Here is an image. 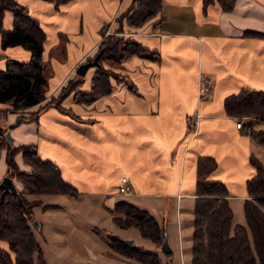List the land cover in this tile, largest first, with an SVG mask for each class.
Masks as SVG:
<instances>
[{
    "label": "crops",
    "instance_id": "0c3cea01",
    "mask_svg": "<svg viewBox=\"0 0 264 264\" xmlns=\"http://www.w3.org/2000/svg\"><path fill=\"white\" fill-rule=\"evenodd\" d=\"M16 1L44 32L45 98L21 112H36L35 119L11 128L19 113L0 101L5 112L0 181L9 175L8 132L11 145L35 144L40 158L53 162L78 191L24 193L36 201L32 212L38 227L32 232L43 264H140L112 249L95 228L157 252L160 264H191L197 159L203 155L216 161L208 178L225 185L232 226L246 225V180L255 174L250 156L264 166V144L253 131H264V119L244 115L250 129L237 128L239 115L226 112L224 99L242 89L264 91V0H234L229 9L217 0L205 6L203 0H160L159 10L140 25L123 19V34L157 57L130 54L113 67L133 89L112 79L111 90L91 102L68 94L61 106L79 119L45 103L94 56L103 33L119 27L117 18L132 0ZM12 26L13 12L6 10L2 27ZM30 54L21 44L2 48L0 37V71L7 58L27 62ZM202 78L208 90L199 97ZM84 79L78 89L88 91L90 70ZM14 160L17 172L31 171L20 151ZM122 176L128 178L129 193L118 191ZM10 177L24 190L15 175ZM118 201L152 215L164 231L161 242L143 236L137 226L117 224L111 210ZM0 244L7 247L6 241Z\"/></svg>",
    "mask_w": 264,
    "mask_h": 264
},
{
    "label": "trees",
    "instance_id": "16d2710c",
    "mask_svg": "<svg viewBox=\"0 0 264 264\" xmlns=\"http://www.w3.org/2000/svg\"><path fill=\"white\" fill-rule=\"evenodd\" d=\"M56 4L63 0H54ZM214 0H203L204 6ZM224 9H229L234 0H217ZM160 8V0H132L128 9L117 19L119 27L113 46L123 40L124 45L116 56L120 61L130 54L142 57L156 58V53L145 48L131 36L124 37L121 21L126 20L131 26H138L152 17ZM6 10L13 12V26L3 29L2 19ZM122 33L123 35H121ZM0 37L1 47L21 44L27 47L31 54L27 62L7 58L5 68L0 71V101L11 104L14 111H21L35 105L45 98L46 75L42 65V43L44 32L38 21L28 14L25 6L16 0H0ZM108 37V36H107ZM112 38L111 34L109 35ZM104 39L96 51H104ZM109 48V47H108ZM95 53V54H96ZM94 54V55H95ZM100 55V57H101ZM92 58V57H89ZM102 65L97 67L88 91L78 88L84 83L83 76L69 78L55 96L47 100L45 105H53L60 112L75 119L77 115L61 106L62 100L70 93L77 102H91L98 95L111 90V80L124 82L133 89L126 75L113 72L106 75ZM106 76L104 79L98 77ZM104 80V81H103ZM76 88V89H75ZM224 107L228 114L249 115L264 119V91L242 89L230 94L224 99ZM18 114L17 119H35L36 112L28 116ZM5 112H0V120ZM250 127V122L246 123ZM258 140L264 144V131H253ZM2 125L0 123V146ZM21 152L23 160L31 166L29 173L17 172L14 155ZM6 160L11 176L22 183L24 190L16 188L17 193L7 191L0 198V241H6L7 247L0 244V264H43L39 243L35 239L31 224L36 221L32 207L36 201H28L24 193H68L77 194V190L60 175L58 167L51 161L38 155L35 144L7 146ZM250 163L255 168V174L246 180L249 198L244 200V215L246 225L232 226V210L228 205L227 189L219 179L208 178L216 167V161L210 156H199L196 171V201L194 205V228L192 232V263L191 264H264V166L254 156ZM2 189H0L1 195ZM123 210L124 218L114 215L113 220L119 225L137 226L143 236L153 241H159L163 236L162 227L146 210L125 201L114 205L115 211ZM37 222V221H36ZM38 227V222L36 224ZM96 231L99 229L95 228ZM109 246L119 253L134 258L143 264H159L158 254L145 250L133 244H126L116 235L107 232Z\"/></svg>",
    "mask_w": 264,
    "mask_h": 264
},
{
    "label": "rangeland",
    "instance_id": "374dc122",
    "mask_svg": "<svg viewBox=\"0 0 264 264\" xmlns=\"http://www.w3.org/2000/svg\"><path fill=\"white\" fill-rule=\"evenodd\" d=\"M111 34V36H112V38H110L109 37V35ZM121 35H123L122 33H120ZM108 36V37H107ZM126 35H124V37H125ZM115 37H116V34L114 33V32H112V33H103V37H102V39H104V44H105V47H104V51L102 52V55H101V51H99L100 52V55H101V57L99 56V58H98V62L100 63V65H102V68L105 70V72H106V75H111L113 72H116L115 71V69L113 68V67H115V66H117L119 63H120V61H118V60H116V56H117V54L120 52V49L122 48V46L124 45V43H123V40H121V41H118L116 44H113V46L111 47V46H108L109 45V43H114V40H115ZM101 39V40H102ZM108 44V45H107ZM109 47V48H108ZM99 52H97V53H99ZM96 53V54H97ZM95 54V55H96ZM94 56H92V58H93ZM92 58H90V59H92ZM97 67L98 66H91V67H89L88 68V70H90L91 71V79H90V84H92V78H93V76L94 75H96L95 74V71L97 70ZM102 69V70H103ZM77 74V76H83L84 77V75H79L78 73H76ZM98 77H100V79H104V78H106V76H101V75H99ZM205 80H206V83H205V85H207V79L206 78H204ZM83 80H85V79H83ZM89 79H87V81H88ZM104 81V80H103ZM76 89V88H75ZM207 92V91H206ZM206 92H205V94H206ZM199 97H203V96H199ZM16 112H18V113H20L19 111H16ZM247 116H249V115H247ZM240 117H244L245 118V116L243 115H239L238 116V118H240ZM2 119V118H1ZM243 120V119H242ZM246 120V119H245ZM244 124H245V126H247V124H246V122H244ZM241 129V128H240ZM32 169V168H31ZM10 174V173H9ZM15 175V172L14 173H12L11 174V176H14ZM120 181V180H119ZM114 208V207H113ZM112 208V214H113V216L114 215H119V216H121L122 218H124V213H123V210L125 209V207H121V210L120 211H115L114 209ZM121 226H125V225H121ZM31 227L32 228H36L37 229V227H36V225H34V223H32L31 224ZM127 227V226H126ZM97 229H99V231H96V232H99L102 236H103V238L108 242V240H107V237H106V235H107V230L106 229H102V228H97ZM163 237V236H162ZM162 237H161V239L159 240V241H156V242H161V240H162ZM157 253V252H156ZM159 257V256H158ZM134 259V258H133ZM138 263H140V264H143L142 262H140V261H138V260H136ZM191 263H192V260H191ZM159 264H160V260H159Z\"/></svg>",
    "mask_w": 264,
    "mask_h": 264
},
{
    "label": "water",
    "instance_id": "95a60500",
    "mask_svg": "<svg viewBox=\"0 0 264 264\" xmlns=\"http://www.w3.org/2000/svg\"><path fill=\"white\" fill-rule=\"evenodd\" d=\"M99 56H100V52L97 53L96 55H94V57L92 59H87L83 63L79 64L76 67V73H78L79 75H84L86 70L89 67L99 66L100 65V63L98 62ZM19 122H20V119H16L14 122L10 123L8 127L11 128V127L17 125ZM6 138H7L8 144H11V137H10V134L8 132L6 133ZM0 189H2L0 198H2L4 193L7 191H12L14 193H17L16 186H15V184L12 181V178L10 176H4L2 178V180L0 181ZM33 223H34V225L37 224L36 221H34ZM122 240L124 243H126L128 245L132 244L131 239H122Z\"/></svg>",
    "mask_w": 264,
    "mask_h": 264
},
{
    "label": "built area",
    "instance_id": "2783aa9c",
    "mask_svg": "<svg viewBox=\"0 0 264 264\" xmlns=\"http://www.w3.org/2000/svg\"><path fill=\"white\" fill-rule=\"evenodd\" d=\"M206 80L202 78L198 85V95L204 96L205 92L208 90L207 85H205ZM243 119V120H242ZM236 127L237 128H247L250 129L248 126H245L244 124V117H240L236 121ZM118 191L121 193H129L130 192V186L128 184V178L126 176H122L119 181L118 185Z\"/></svg>",
    "mask_w": 264,
    "mask_h": 264
}]
</instances>
